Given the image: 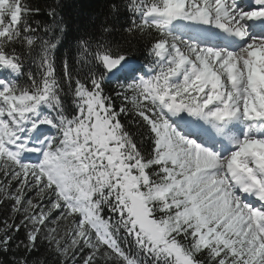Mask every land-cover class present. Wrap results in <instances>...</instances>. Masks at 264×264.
Here are the masks:
<instances>
[{
  "label": "snow or ice",
  "instance_id": "snow-or-ice-1",
  "mask_svg": "<svg viewBox=\"0 0 264 264\" xmlns=\"http://www.w3.org/2000/svg\"><path fill=\"white\" fill-rule=\"evenodd\" d=\"M124 10L0 0V264H264V0Z\"/></svg>",
  "mask_w": 264,
  "mask_h": 264
},
{
  "label": "trees",
  "instance_id": "trees-1",
  "mask_svg": "<svg viewBox=\"0 0 264 264\" xmlns=\"http://www.w3.org/2000/svg\"><path fill=\"white\" fill-rule=\"evenodd\" d=\"M33 9H39L38 14H33L30 23L35 26L37 22L42 25L50 22L47 12L51 6L57 8L60 18L66 26V31L60 46L56 50V62L58 71L63 59L73 62L76 55V42L79 39L95 36L102 25H112L123 28L127 24V12L124 6L127 0H23ZM115 4L119 11L115 14L111 11V5ZM116 39L121 38V33H114ZM134 57L141 65L146 63L143 46L133 48ZM115 83V81H113ZM71 105L70 97L66 98ZM119 105L120 101L116 102ZM5 215L0 209V219Z\"/></svg>",
  "mask_w": 264,
  "mask_h": 264
}]
</instances>
